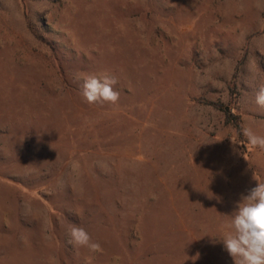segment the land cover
<instances>
[{"label": "rangeland", "instance_id": "rangeland-1", "mask_svg": "<svg viewBox=\"0 0 264 264\" xmlns=\"http://www.w3.org/2000/svg\"><path fill=\"white\" fill-rule=\"evenodd\" d=\"M101 72L116 105L81 97ZM261 85L264 0H0V264H234Z\"/></svg>", "mask_w": 264, "mask_h": 264}, {"label": "clouds", "instance_id": "clouds-1", "mask_svg": "<svg viewBox=\"0 0 264 264\" xmlns=\"http://www.w3.org/2000/svg\"><path fill=\"white\" fill-rule=\"evenodd\" d=\"M82 79L81 97L85 103L100 106L118 103L120 93L115 89L118 80L109 72L90 74ZM255 103L264 108V85L259 87ZM242 132L251 148L264 150V136L256 135L248 127ZM224 228L226 231L220 238L234 264H264V182H257L242 196ZM67 235L68 243L76 249L102 251L99 242L93 241L84 227L70 225Z\"/></svg>", "mask_w": 264, "mask_h": 264}, {"label": "trees", "instance_id": "trees-1", "mask_svg": "<svg viewBox=\"0 0 264 264\" xmlns=\"http://www.w3.org/2000/svg\"><path fill=\"white\" fill-rule=\"evenodd\" d=\"M236 127H237V130H238V133H239L240 135H242V127H241V125H240L239 123H237V124H236Z\"/></svg>", "mask_w": 264, "mask_h": 264}]
</instances>
